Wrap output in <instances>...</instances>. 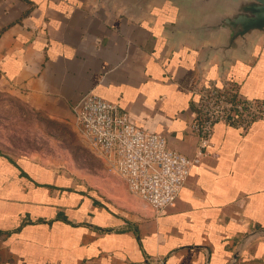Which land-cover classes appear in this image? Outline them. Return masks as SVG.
I'll return each mask as SVG.
<instances>
[{
	"label": "crops",
	"instance_id": "obj_1",
	"mask_svg": "<svg viewBox=\"0 0 264 264\" xmlns=\"http://www.w3.org/2000/svg\"><path fill=\"white\" fill-rule=\"evenodd\" d=\"M186 16L166 0H0V78L34 108L80 132L74 108L93 90L201 157L175 205L156 213L100 155L104 178L91 182L0 150V264H264V235L232 263L264 228V119L246 130L218 122L204 148L189 128L205 82L264 99V38L229 62L205 58L206 44L178 34Z\"/></svg>",
	"mask_w": 264,
	"mask_h": 264
},
{
	"label": "built area",
	"instance_id": "obj_2",
	"mask_svg": "<svg viewBox=\"0 0 264 264\" xmlns=\"http://www.w3.org/2000/svg\"><path fill=\"white\" fill-rule=\"evenodd\" d=\"M196 95L197 111L189 128L198 136L199 148L208 144L218 122L246 130L264 119V99L244 95L235 81L226 80L223 87L205 82ZM74 110L87 144L105 158L131 193L156 213L175 205L200 156L172 149L165 135L137 126L127 112L93 90L83 93Z\"/></svg>",
	"mask_w": 264,
	"mask_h": 264
},
{
	"label": "rangeland",
	"instance_id": "obj_3",
	"mask_svg": "<svg viewBox=\"0 0 264 264\" xmlns=\"http://www.w3.org/2000/svg\"><path fill=\"white\" fill-rule=\"evenodd\" d=\"M0 150L14 157L34 156L91 182L104 178L103 160L72 120H57L37 110L13 84L1 78Z\"/></svg>",
	"mask_w": 264,
	"mask_h": 264
},
{
	"label": "water",
	"instance_id": "obj_4",
	"mask_svg": "<svg viewBox=\"0 0 264 264\" xmlns=\"http://www.w3.org/2000/svg\"><path fill=\"white\" fill-rule=\"evenodd\" d=\"M117 1L110 0V3ZM149 1L134 0V4L140 8ZM172 1L183 7L187 15L178 24V34L206 44L205 58L217 56L221 62H229L234 52L247 55L258 40L264 38V0H166L167 3ZM225 82L214 81L218 87H223ZM260 235H264V228L243 237L232 263L246 243Z\"/></svg>",
	"mask_w": 264,
	"mask_h": 264
}]
</instances>
